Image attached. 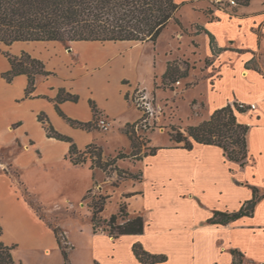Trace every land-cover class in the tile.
<instances>
[{
	"label": "crops",
	"instance_id": "crops-1",
	"mask_svg": "<svg viewBox=\"0 0 264 264\" xmlns=\"http://www.w3.org/2000/svg\"><path fill=\"white\" fill-rule=\"evenodd\" d=\"M176 1L179 3L180 0ZM191 1L195 0L184 2ZM207 7L198 6L196 9L204 14L201 9ZM212 10L214 17L204 14L195 28L194 37L200 44L197 38L206 36L209 54L215 58L213 64L219 73L212 86L206 89L203 98L207 108L202 115L205 116L207 110L208 116L204 120L209 119L215 110L229 103L256 104L254 109L237 113L238 120L250 127L247 162L242 166L229 160L221 147L203 143H194L192 149L158 145L160 149L156 154L143 158L153 165V161H148L149 157L159 156L163 150L177 151L183 161L169 171L170 180L177 177L182 188L194 189L189 195L195 198L202 199L199 193L206 192L213 196L212 202L203 200L208 209L197 224L199 226L192 227L194 233L191 226L156 227L165 222L168 225L169 218H175L172 215L165 217L169 221L160 220L155 226L143 215L145 229L142 234L118 237L91 227L88 231L82 228L73 231L63 224L51 225L41 218L23 196L17 178L15 180L5 173V169L16 170L24 185L31 190L45 183L58 185L60 178L56 170H64L70 178L82 172L86 175L88 168L98 170L92 169L90 162L73 164L67 158L70 143L49 137L39 114H45L57 130L71 136L79 149L98 144L99 129L72 125L58 112L56 98L61 89L78 95L77 101L65 100L60 107L68 117L82 122L95 119L94 102L99 110L98 116L105 115L111 121L110 131L115 127L123 130L138 119V115L128 117L135 106L126 94L130 95L134 85H144L137 71L139 59L99 57L97 53L88 55L90 46L104 47L95 41H74L71 51L58 41L0 43V74L12 68L6 52L19 56L24 51L42 60L46 70L51 72L37 76L31 96L26 95V74L17 75L11 82L0 77V151L3 152L0 158V242L15 246V260L23 264L31 261L66 264L54 230V227H60L65 234L64 243L68 245L69 264H141L133 251L135 243H141L151 254L167 257L156 264H264V2L252 1L231 11ZM211 35L216 52L211 46ZM244 71L247 76H243ZM150 89L146 88L147 92ZM157 169L162 173V168L157 166ZM141 172L143 182L145 171ZM167 178L162 181L163 186L169 180ZM77 179L82 180L81 177ZM95 181V178L89 181L87 192ZM188 181L192 187L188 186ZM255 188L259 198L253 208H248L249 215L227 224L209 222L215 211H239L254 197ZM139 192L144 196V191ZM183 196L187 195L180 194L181 199ZM46 210L50 215L55 213ZM175 212L180 213L179 210Z\"/></svg>",
	"mask_w": 264,
	"mask_h": 264
},
{
	"label": "rangeland",
	"instance_id": "rangeland-1",
	"mask_svg": "<svg viewBox=\"0 0 264 264\" xmlns=\"http://www.w3.org/2000/svg\"><path fill=\"white\" fill-rule=\"evenodd\" d=\"M184 1L180 0L179 3ZM203 1L206 0H195L182 4L177 13L182 25L174 21L170 22L156 43L151 41H105L101 42L104 47L98 45L97 47L90 46L87 49L88 55L97 53L99 57L126 56L139 59L137 71L145 87L142 84H136L131 89L129 100L135 108L128 116L138 115L137 121L144 117L135 126L141 142V152L137 154L138 157L143 156L149 146L165 144L166 147H174L175 143L170 140V131L173 126L185 130L188 125L200 124L208 116L207 110L205 111L206 115H202L203 110L207 108L203 97L206 89L212 86L219 73L213 64L215 58L209 54L206 36L200 35L197 38L201 45L194 40L195 28H198V22L203 20L205 15L210 18L214 17L212 9L231 11L237 10L242 5L238 2L239 0H235V4L231 0ZM252 1L264 2V0H250V3ZM204 5L208 6L201 9L205 15L196 9L198 6ZM64 46L66 49L71 48V46ZM170 61L179 65L182 71L186 70L188 76L180 78L176 82L164 83L162 76ZM146 88H151L150 92H147ZM98 129L97 143L103 147L104 159H113L120 152L129 155L124 159H119L116 163L125 171L123 176H127V173L137 174L144 170L145 180L142 183L137 182L130 177H119L117 171L108 174L99 168L96 171H91L88 168L86 175L82 172V174H73L75 178H70L71 176L68 177L64 170L60 169L61 171L56 170L57 176L60 178L58 185L48 186L46 183L37 185L35 190L28 189L32 195L30 197L24 193V188L18 185L24 197L41 207L40 212L43 218L51 225L59 223L73 231H79V228L88 231L90 227L93 228L90 204L103 197L106 207L100 214L101 220L97 224V231L110 230L108 221L111 215L119 212L121 202L128 201L130 214L141 213L145 218L152 220V226L157 225L160 220L169 221L165 217L172 215L175 218L170 217L168 225L165 222V224L159 223L160 225L156 227L165 229L168 226L174 228L191 226L194 233L192 227L199 226L197 224L201 222L208 209L203 200L212 202L213 196L206 192L199 193V195L202 194V199L201 197L195 198L189 195L194 189L182 188L177 177L170 180L169 171L183 161L180 153L175 150L168 152L163 150L164 152L159 156L149 157L148 161H153V165H150L145 160L132 156L131 140L125 133V128L121 130L115 127L114 131H110L112 127L109 131L101 130L99 127ZM1 155H3L2 151H0V158ZM157 166L162 168V173L159 172ZM10 169L16 180V171ZM41 176L48 175L42 174ZM80 177L82 180L78 181L77 178ZM84 177L86 180H83ZM93 178L96 180L94 186L87 192V184ZM165 178L169 180L163 186L162 181ZM188 183L190 184L188 186L192 187L191 182L188 181ZM205 186L209 188V184ZM139 191H144V196L139 195ZM131 193L133 195L126 200L124 195ZM180 194L187 196H183L181 199ZM47 208L55 213L48 214ZM177 210H179V214L175 212ZM150 221L148 222L150 223ZM29 264L37 263L31 261Z\"/></svg>",
	"mask_w": 264,
	"mask_h": 264
},
{
	"label": "trees",
	"instance_id": "trees-1",
	"mask_svg": "<svg viewBox=\"0 0 264 264\" xmlns=\"http://www.w3.org/2000/svg\"><path fill=\"white\" fill-rule=\"evenodd\" d=\"M238 2L241 5H248L250 0H239ZM185 3H178L176 0H0V43L11 45L16 41H58L67 47H70L74 41H151L156 43L170 22L174 21L182 25L177 13ZM210 37L211 46L216 52L214 37L212 35ZM6 54L9 56L12 68L0 74V77L11 82L17 75L26 74L28 76L26 95L31 96L35 90L37 76L49 75L51 72L46 70L42 60L34 58L28 52L24 51L19 56H13L9 52ZM187 76L186 70L182 71L179 65L170 61L162 76V81L164 83L176 82ZM126 97L129 98L128 93ZM78 99V95L61 89L56 98L58 112L74 126L89 130L98 128L99 110L94 102H92V107L96 117L90 122L72 119L62 111L61 102L65 100L77 101ZM248 107L241 108L237 102L229 103L215 110L209 119L200 124L188 125L185 130L173 126L170 131V140L175 143L174 147L185 149H192L194 143L217 145L224 150V154L229 159L243 166L248 159L247 135L250 127L238 120L237 113L246 111ZM142 119L132 124L129 123L125 128V133L131 140L132 156H137L141 152L140 135L137 134L135 126ZM39 120L44 124L49 137L70 143L67 158L73 164H84L90 160L92 169L99 168L108 174L117 171L119 177L125 173L116 163L119 159H124L129 155L120 152L115 158L105 160L102 146L92 143L81 150L75 140L57 130L45 114H39ZM147 148L148 151L141 157L137 156L138 159L154 155L160 149L158 146ZM10 170V168L5 169V173L12 176ZM127 174L123 178L130 177L137 182L143 180L142 172ZM16 175L17 184L24 188L25 194L29 197L32 196L17 171ZM132 195L133 193L125 194L124 197L127 200ZM258 198L255 188L254 197L247 201L239 211H215L209 222L227 224L244 215H249L248 208H253ZM25 199L43 218L40 212L41 207L33 204L28 198L25 197ZM128 204V201L120 203L119 212L112 214L108 221L110 230L104 232L114 237L144 232L145 219L143 215L141 213L131 215L128 211ZM90 207L93 228L97 231V224L101 220L100 214L106 207L105 198L100 197V200L93 201ZM54 230L65 262L69 264L68 245L64 243L65 234L60 227H54ZM1 233L2 228L0 227ZM14 248V245L0 242V264H23V262L15 260ZM133 251L141 264H156L167 259L165 255L149 253L141 243H135Z\"/></svg>",
	"mask_w": 264,
	"mask_h": 264
},
{
	"label": "built area",
	"instance_id": "built-area-1",
	"mask_svg": "<svg viewBox=\"0 0 264 264\" xmlns=\"http://www.w3.org/2000/svg\"><path fill=\"white\" fill-rule=\"evenodd\" d=\"M232 3H236L235 0H231ZM239 107L241 108H245L247 106H249L248 108H256V104H251V105H247L243 102H237ZM97 126L104 131H109L112 127L111 121L109 120L108 117H106L105 115H99L97 118Z\"/></svg>",
	"mask_w": 264,
	"mask_h": 264
},
{
	"label": "bare ground",
	"instance_id": "bare-ground-1",
	"mask_svg": "<svg viewBox=\"0 0 264 264\" xmlns=\"http://www.w3.org/2000/svg\"><path fill=\"white\" fill-rule=\"evenodd\" d=\"M243 76H247V72L246 71L243 72Z\"/></svg>",
	"mask_w": 264,
	"mask_h": 264
},
{
	"label": "water",
	"instance_id": "water-1",
	"mask_svg": "<svg viewBox=\"0 0 264 264\" xmlns=\"http://www.w3.org/2000/svg\"><path fill=\"white\" fill-rule=\"evenodd\" d=\"M68 50H69V51H71V50H72V48H69Z\"/></svg>",
	"mask_w": 264,
	"mask_h": 264
}]
</instances>
